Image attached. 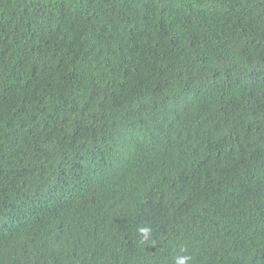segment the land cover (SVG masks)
<instances>
[{
    "label": "trees",
    "instance_id": "obj_1",
    "mask_svg": "<svg viewBox=\"0 0 264 264\" xmlns=\"http://www.w3.org/2000/svg\"><path fill=\"white\" fill-rule=\"evenodd\" d=\"M180 259L264 264V0H0V264Z\"/></svg>",
    "mask_w": 264,
    "mask_h": 264
},
{
    "label": "clouds",
    "instance_id": "obj_2",
    "mask_svg": "<svg viewBox=\"0 0 264 264\" xmlns=\"http://www.w3.org/2000/svg\"><path fill=\"white\" fill-rule=\"evenodd\" d=\"M148 229H141V232L147 233ZM178 264H185L184 259H180Z\"/></svg>",
    "mask_w": 264,
    "mask_h": 264
}]
</instances>
